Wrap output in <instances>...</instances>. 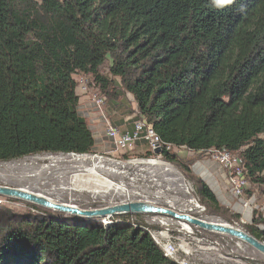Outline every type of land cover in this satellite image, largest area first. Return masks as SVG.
<instances>
[{"label": "trees", "instance_id": "trees-1", "mask_svg": "<svg viewBox=\"0 0 264 264\" xmlns=\"http://www.w3.org/2000/svg\"><path fill=\"white\" fill-rule=\"evenodd\" d=\"M77 73L110 100L122 94L118 76L171 148L240 151L264 186V0H0V161L93 151ZM162 156L190 175L178 153ZM7 223L0 264H179L126 221L42 213L28 228ZM251 234L264 240V229Z\"/></svg>", "mask_w": 264, "mask_h": 264}, {"label": "rangeland", "instance_id": "rangeland-1", "mask_svg": "<svg viewBox=\"0 0 264 264\" xmlns=\"http://www.w3.org/2000/svg\"><path fill=\"white\" fill-rule=\"evenodd\" d=\"M110 63L109 58L100 67L102 74L109 75ZM74 77L79 111L96 140L93 151L85 154L43 152L0 161V185L33 189L56 202L83 208L142 200L199 219L222 221L250 234L252 228L264 229V186L248 177L240 151L212 149L198 152L185 146L171 148L151 123L140 118L134 96L124 90L118 76L112 75L122 92L116 100H110L91 75L77 73ZM143 121L151 125L160 138L155 148L144 138L125 146L117 143L119 135L134 134L137 123ZM96 124L100 125V131L94 127ZM110 129L115 133L111 134ZM142 133L143 130L140 136ZM163 147L179 154L181 161L190 166V175L162 156ZM157 148L161 150L159 154L155 153ZM143 160L162 161L170 169ZM239 176L246 181V187L241 195H235L231 178ZM196 180L209 185L218 205L210 206L209 202L203 201L197 193ZM42 213L79 216L0 195V239L10 227L8 220L24 223ZM101 219L105 225L115 220L144 227L164 255L179 264H264V254L248 243L195 225L189 224L190 229H186L180 219L170 214L144 212Z\"/></svg>", "mask_w": 264, "mask_h": 264}, {"label": "water", "instance_id": "water-1", "mask_svg": "<svg viewBox=\"0 0 264 264\" xmlns=\"http://www.w3.org/2000/svg\"><path fill=\"white\" fill-rule=\"evenodd\" d=\"M160 151H161L160 148H157L155 150V153L159 154ZM0 195L20 198L26 201L34 202L36 204L42 205L44 207L53 210H57L63 213H69L73 215H79L84 218H101V217L111 218L116 215L144 213V212L170 214L175 218L185 220L203 229L218 233L228 234L230 236L236 237L248 243L249 245L253 246L259 252L264 254V242H262L257 237L244 231L241 228L235 226H227L222 222H212L204 219H199L189 214H182L179 212H175L171 209L162 206H157L142 200L121 202L118 204H113L105 207L82 210L77 206L73 207L72 205L67 203L56 202L49 197H46L38 193L30 192L21 187L14 188V187L0 185Z\"/></svg>", "mask_w": 264, "mask_h": 264}, {"label": "built area", "instance_id": "built-area-1", "mask_svg": "<svg viewBox=\"0 0 264 264\" xmlns=\"http://www.w3.org/2000/svg\"><path fill=\"white\" fill-rule=\"evenodd\" d=\"M143 130L142 135L140 136V131ZM111 131V129H110ZM109 131V133H110ZM114 131H111V134H114ZM141 138H144V140L151 144L152 148H155L157 145V142L160 141V138L158 135H155L151 125H149L147 122H139L136 126V132L134 134H126L123 136H118L116 138L117 143H120L122 146H125L127 144L134 143L136 140H139ZM231 184L233 187V191L235 195H241L243 189L246 187V181L243 179V177H234L231 178Z\"/></svg>", "mask_w": 264, "mask_h": 264}, {"label": "bare ground", "instance_id": "bare-ground-1", "mask_svg": "<svg viewBox=\"0 0 264 264\" xmlns=\"http://www.w3.org/2000/svg\"><path fill=\"white\" fill-rule=\"evenodd\" d=\"M89 158V157H88ZM142 162H144V163H147V164H150V165H159V166H161V167H163V168H165V169H167V170H169L170 168H168L167 166H169L168 164H165L164 162H162V161H158V160H143ZM167 165V166H166ZM24 189H26V190H28V191H30V192H34V193H38V194H41V193H39V192H35V191H33V189H28V188H24ZM41 195H43V194H41ZM45 196V195H44ZM47 197V196H46ZM146 202H148V203H150L149 201H146ZM152 203V202H151ZM69 204V203H68ZM153 204V203H152ZM70 205H72L73 207H75V206H77V205H74V204H70ZM78 207V206H77ZM79 208H81L82 210H86V209H91V208H83V207H79ZM92 209H95V208H92ZM179 220V219H178ZM181 220V219H180ZM205 220V219H204ZM207 221H209V220H207ZM181 222H183L184 223V225H185V228L186 229H190V227H189V224L190 225H194V224H192V223H189V222H187V221H185V220H181ZM213 222V221H212ZM220 222H222V221H220ZM222 223H224V222H222ZM225 225H227V226H234V225H229V224H227V223H224ZM195 226H197V225H195ZM236 227V226H235Z\"/></svg>", "mask_w": 264, "mask_h": 264}, {"label": "crops", "instance_id": "crops-1", "mask_svg": "<svg viewBox=\"0 0 264 264\" xmlns=\"http://www.w3.org/2000/svg\"><path fill=\"white\" fill-rule=\"evenodd\" d=\"M85 107L88 109L87 104H86ZM94 127L96 128L97 131H100L101 130V127H100L99 124L94 125Z\"/></svg>", "mask_w": 264, "mask_h": 264}]
</instances>
